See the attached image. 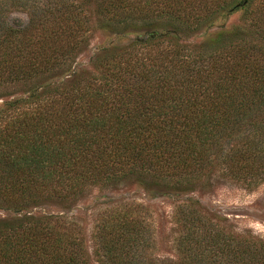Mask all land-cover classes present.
Segmentation results:
<instances>
[{"label": "trees", "instance_id": "16d2710c", "mask_svg": "<svg viewBox=\"0 0 264 264\" xmlns=\"http://www.w3.org/2000/svg\"><path fill=\"white\" fill-rule=\"evenodd\" d=\"M0 87V264H264L190 198L264 183V0H0ZM123 182L178 198L173 257L141 204L90 208L93 253L82 219L33 213Z\"/></svg>", "mask_w": 264, "mask_h": 264}, {"label": "rangeland", "instance_id": "374dc122", "mask_svg": "<svg viewBox=\"0 0 264 264\" xmlns=\"http://www.w3.org/2000/svg\"><path fill=\"white\" fill-rule=\"evenodd\" d=\"M7 19L14 23L25 24L27 15L22 6L8 1ZM240 13L232 15L224 22L231 26L238 22ZM90 35V47L105 41L103 34L94 30ZM14 87H0V105L7 93ZM190 198L198 200L204 207L226 218V222L234 232H250L264 239V183L248 189L233 182H217L213 186L204 187L190 194ZM177 197L171 194H160L146 190L135 183L123 182L113 187H94L79 198L72 208L58 205H47L33 209L34 214L69 215L83 220L90 252L94 251L92 224L89 216L90 208L101 202L120 201L141 204L146 209L147 221L157 239V252L161 257H173V208ZM89 211V212H88ZM92 213V212H91ZM5 215L0 212V216Z\"/></svg>", "mask_w": 264, "mask_h": 264}]
</instances>
